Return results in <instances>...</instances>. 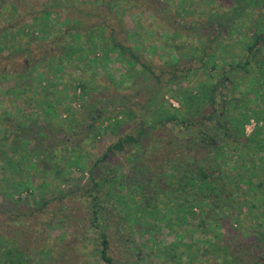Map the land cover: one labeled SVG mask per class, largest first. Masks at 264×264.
I'll use <instances>...</instances> for the list:
<instances>
[{"label":"rangeland","instance_id":"374dc122","mask_svg":"<svg viewBox=\"0 0 264 264\" xmlns=\"http://www.w3.org/2000/svg\"><path fill=\"white\" fill-rule=\"evenodd\" d=\"M54 1L0 0V45L4 48L7 44L10 46L9 53L0 51V78L6 72L10 74L8 80H0V113L15 118L19 115L18 111L24 109V113L28 114L31 110L29 107H34L25 102L30 93L12 91L17 83H38L43 69L33 68V60H41L46 67L52 58L64 54L62 41H73L71 35L75 32H72V28L84 34L85 41L91 33L89 28L95 26L99 31L104 29L106 37L113 34L131 52L125 54L122 62L116 60L119 55L115 53L106 65L87 64L84 70L80 67L72 70L66 66L64 82L70 83L79 78L87 81L89 96L95 105L93 101L75 102L73 131L66 126L69 114H61L55 120L66 125L60 128L56 121L55 127L51 126L52 129H46L45 133L50 138H59L55 143L59 147H83L84 153L89 156L90 164H87L93 166L119 138L137 136L138 131L146 127L148 131L139 140V148L130 145L123 152L110 153L93 175L89 171L85 174L75 171L74 180L63 185L65 195L54 189L44 190L40 195L33 194L34 197L26 193L21 196L0 194V264L11 259L6 256L8 250L29 256V264H107L100 254V224L108 235V256L113 264H188L187 254L195 252L201 255L200 264H226L228 254L213 253L207 249L201 242L205 239L201 230L195 234L186 233L181 240L175 232L185 231V228L174 225L171 230L161 224L151 240L150 235L144 234L142 224L127 221L117 198L121 195L128 204L140 209L144 206V195H156L159 188L165 190L164 183L158 177L162 161L164 157L171 158L170 154L178 158L180 151L177 145L182 139L187 140L185 147L189 156L203 157L199 147L191 144L190 139L195 135L193 127H181L173 122L165 126L156 125V120L149 115L147 117L139 106L153 110L154 107H149L148 102L152 95H156L165 98L167 109L176 114L179 104L169 95L172 84L188 75L189 78L185 80L195 87L198 82L207 80L202 59L206 61L219 44L230 47L232 55L227 59L228 63L218 59L220 70L215 73V80L223 84L221 89L225 100L234 92L241 93L244 79L239 72L231 71L230 63L245 60L241 40L246 32H254L252 22L258 18L256 10H248L245 16L248 18L247 25L239 27L236 20L231 30L230 22L225 18L220 19L219 15L231 16L236 0H58L59 5ZM47 8L53 10V16L60 22L59 27L63 32L58 37L38 41L32 36L40 37L41 34L33 31V19L41 16V12ZM217 20L224 25L220 27ZM5 35L10 37L9 43H3ZM131 53L138 59L132 58ZM225 56L227 58L226 52ZM130 61L134 64H128ZM173 75L180 79L172 80ZM235 77L238 80L235 81ZM237 83L240 87L236 86ZM218 107L219 115L222 105ZM92 108L99 115L97 120L89 117ZM120 110H134L138 119H131L130 123L129 120V125L122 127L118 136L104 134L95 140L90 124H94L96 131H99L102 121L115 117ZM143 122L148 124L143 126ZM253 122L247 126L248 133L256 126V122ZM44 123L42 118L41 126ZM154 124L155 128H151ZM36 137L39 139V136ZM220 137V144H223L224 136ZM31 139L36 141L35 138ZM65 140L68 144H65ZM3 162L6 161L0 156V170ZM115 176L120 177L124 187L120 189L117 183L111 187L112 194L107 195L109 185H105V182ZM93 180H101L103 189L100 186L96 188ZM154 180L159 183V188ZM40 181L42 183L44 180L41 178ZM60 196L65 197L57 199ZM96 200L103 207V219L98 221L93 217ZM45 202L50 203L44 205ZM162 206L164 204L160 202L159 209H163ZM248 208L242 211L236 208L232 213H228V209L223 210L220 217L224 232L221 246L230 245L227 249L229 252L231 248L240 251L238 259H243L245 264H264V243L257 240V231L252 228L255 224L254 214ZM194 223L191 221V226H195ZM209 223L206 222L204 227H208ZM252 243L255 246L248 248ZM175 253L182 254L180 261H172Z\"/></svg>","mask_w":264,"mask_h":264},{"label":"trees","instance_id":"16d2710c","mask_svg":"<svg viewBox=\"0 0 264 264\" xmlns=\"http://www.w3.org/2000/svg\"><path fill=\"white\" fill-rule=\"evenodd\" d=\"M55 1L54 3L59 5L60 1ZM235 3L231 16L219 15L220 19L225 18L230 22L231 30L234 29L233 23L236 20H238L239 27L247 25L248 18L245 16L250 8L256 10L258 18L252 22L255 28L254 32H246L241 40L245 60L242 62L233 60L230 63L231 71L239 72L243 77L244 82L241 83V87L244 88L241 93L234 92V95L225 100L226 108L222 111L223 115L220 117L216 114L219 83L215 80V73L220 70L218 59L228 63L227 59L232 53L230 47H225L222 44L213 50L206 61L202 59L203 71L208 76L207 80L198 82L195 87L185 80L189 78V75L184 79L172 76V80L180 79L173 83L172 89L169 90L171 98L177 101L180 106L175 110L176 114L167 109L165 98H159L156 95H152L148 102L149 107H154L153 110L139 106L140 111L147 113V117L149 115L156 120V125L165 126L173 122L181 127H193L195 135L190 139L193 146L204 147L206 136L208 133H212L214 139L218 141L217 147L213 153L207 154L205 159L190 162L188 150L185 147L187 140H180L177 145L180 151L177 154L178 158L173 157L174 154H170L171 158L168 159L164 157L162 170L158 174L164 183L165 190L160 189L159 183L154 180L159 192L156 195H144L142 198L144 206H141L140 209L136 205L128 204V201L126 202L121 195L117 199L119 205L123 206L121 212L127 216V221L142 224L144 234L150 235L151 240L161 224H165L171 230L174 225L185 228V231L177 230L175 232L181 240L186 237V233L195 234L201 230L205 236L201 242L207 249L212 250L213 253L226 252L228 254L225 260L226 264H245L243 259H238L240 251L231 248L229 252L227 249L230 245L221 246L224 232L223 228L221 229L220 217L224 209H228L227 212L232 213L236 208H241L240 211H242L249 207V212L254 214L253 231H257V240L264 243V0H236ZM40 15H37L32 23L33 31L41 33L40 37H35L32 34L36 40H49L58 37L60 32H63L59 27L60 22L53 16V10L47 8ZM220 23L221 21L217 20L219 26L224 25ZM9 29L13 32L12 28ZM89 29L91 33L84 41V34L78 33L79 31L72 28V32H75L71 35L73 41H62L64 54L52 58L46 67L42 65L41 60H33V68L43 69L38 83L34 84L32 81L15 85L12 93H30L26 96L25 102L29 106L33 104L34 107H29L31 110L28 114L24 113V109H20L19 115L15 118L9 114L6 115L7 113H0V156L6 161L3 162L2 171L0 170V194L4 196L19 194L21 196L26 193L34 197L33 194L40 195L44 190L54 189V191L65 195L63 185H68L74 180L75 171H80L81 174L89 171V174L93 175L95 170L106 162L110 153L123 152L128 144L136 145L139 148L138 142L147 133L148 127L140 129L137 136L128 135L125 138H119L116 144L108 148L101 159L90 166L87 164V162L90 164L89 156L84 153L83 147H59L55 143L60 139L50 138L45 133L46 129H52L51 126L56 121L60 128L66 125L55 120L61 117V114H69L66 126L73 131L74 103L83 100L88 103L93 101L89 96L91 94L88 90L89 84L84 79L79 78L70 83L64 82L66 66H70L72 70L79 67L84 70L87 64L89 66L106 65L111 61V55L115 53L119 55L116 60L122 62L125 54L131 52L122 46L113 34L106 37L103 34L104 29L99 31L95 26H91ZM247 35H249V39L246 38ZM4 38L3 43H9L10 37L5 35ZM9 49L8 44L5 48L0 45L2 53L6 51L9 53ZM203 53L206 54L205 50ZM131 57L138 59V56L133 53H131ZM128 64L134 63L130 61ZM144 67L149 69L146 65ZM9 77L10 74L6 72L0 80H8ZM237 78L235 77V81L238 80ZM227 79L229 80V78ZM236 86L240 87V84L237 83ZM93 104L95 105L94 101ZM210 108H212V112L209 111ZM89 117L97 120L99 115L97 112H93L92 108ZM42 118L45 123L41 126ZM131 119L133 121L138 119L137 112L120 110L115 117L104 119L99 131H96L94 124H90V128L93 129L95 140L104 134L111 133L118 136L121 133V128L128 126ZM252 121L256 122V126L251 133H248L247 126ZM206 122L212 123V126L210 127ZM142 124L145 126L148 123L143 122ZM217 124L222 126V132L228 130L224 136L223 144H220L222 139L218 133ZM151 128H155V124L151 125ZM36 136H39V139ZM31 138H35L36 141ZM53 141L54 143H51ZM65 141V144H68V141ZM41 178L44 180L42 183ZM93 181L96 188L100 186V189H103L101 180ZM117 183L120 185V189L124 187L122 180L117 176L111 177L109 181L105 182V185H109L107 195L112 194L111 187L116 186ZM64 197L60 196L57 199L62 200ZM38 202H36L37 205ZM160 202L164 204L163 209H159ZM33 203L35 204V199ZM48 203L50 202H45L44 205ZM102 209L103 207L96 200L93 207L94 220L103 219ZM191 221L196 222L195 226H191ZM206 222H210L208 227H204ZM98 227L101 233V257L107 264H113L112 259L108 256L110 246L108 235L104 232L105 229L101 227V224ZM254 246L252 243L248 248ZM6 256L11 259H7L4 264H29L30 262V257L22 252L14 254L8 250ZM181 256L182 254L175 253L172 256V261L176 259L180 261ZM187 258L188 264H200L201 255L199 253H188ZM247 263L249 262L247 261Z\"/></svg>","mask_w":264,"mask_h":264},{"label":"flooded vegetation","instance_id":"af4514ba","mask_svg":"<svg viewBox=\"0 0 264 264\" xmlns=\"http://www.w3.org/2000/svg\"><path fill=\"white\" fill-rule=\"evenodd\" d=\"M227 80V79H226ZM218 82V81H217ZM219 84V87H218V95H217V101H218V104L219 105H222V108H221V111H223L225 108H226V105H225V99H224V92L222 91L221 87H222V84L220 82H218ZM223 98V100H221ZM221 100V101H220ZM218 104H217V109H219L218 107ZM180 107V106H179ZM209 111H213L212 108L209 109ZM218 112V111H217ZM216 112L217 116H218V113ZM223 115V112H220L219 113V116L221 117ZM208 125L211 127L212 126V123H208ZM216 125V124H215ZM218 125V128L220 130V134H222L221 136H226V130L224 133L222 132V126L220 124H217ZM216 130V129H215ZM214 135L212 133H208V136L207 137V140L204 141V147H199V149L202 151L201 153H203V157H195V156H189V160L190 162H195L197 160H202V159H205V156L207 154H211L213 153L215 147H217L218 145V141L217 139H214L213 137ZM221 142V141H220ZM128 147L130 146V144L127 145ZM190 153V152H189ZM187 161V160H186Z\"/></svg>","mask_w":264,"mask_h":264},{"label":"built area","instance_id":"2783aa9c","mask_svg":"<svg viewBox=\"0 0 264 264\" xmlns=\"http://www.w3.org/2000/svg\"><path fill=\"white\" fill-rule=\"evenodd\" d=\"M254 122L252 121V124H253Z\"/></svg>","mask_w":264,"mask_h":264}]
</instances>
